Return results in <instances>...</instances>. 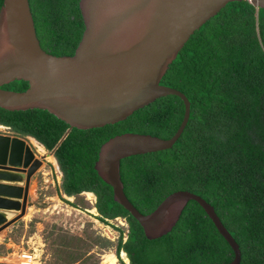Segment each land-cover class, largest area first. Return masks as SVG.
I'll list each match as a JSON object with an SVG mask.
<instances>
[{"label":"trees","instance_id":"obj_1","mask_svg":"<svg viewBox=\"0 0 264 264\" xmlns=\"http://www.w3.org/2000/svg\"><path fill=\"white\" fill-rule=\"evenodd\" d=\"M78 2L28 0L43 51L73 55L84 30ZM160 83L188 99V122L170 149L120 161L125 196L148 214L171 193L191 192L213 206L239 247L240 264H264V9L248 1L226 4L188 39ZM27 86L11 81L1 88L23 92ZM183 114L178 97L162 96L95 129L69 128L39 109L0 108V125L53 151L62 173L59 190L67 197L92 193L101 223L126 219L128 235L123 240L119 233L115 246L118 259L124 252L129 264H228L232 249L196 202H188L168 235L147 240L94 170L110 137L130 132L169 139Z\"/></svg>","mask_w":264,"mask_h":264},{"label":"water","instance_id":"obj_2","mask_svg":"<svg viewBox=\"0 0 264 264\" xmlns=\"http://www.w3.org/2000/svg\"><path fill=\"white\" fill-rule=\"evenodd\" d=\"M241 1L264 9V0H79L84 30L73 55L64 56L41 49L28 0H2L0 108L45 110L69 128L89 130L121 122L159 97H178L184 114L174 136L130 132L112 136L100 146L94 170L147 240L168 235L188 202L194 201L232 249L234 258L228 264H240L239 247L210 203L180 190L142 214L124 194L120 161L168 150L182 136L190 103L160 80L202 24L226 4ZM11 81H25L28 88L23 92L1 88ZM41 160L24 140L0 135V232L24 215L29 182Z\"/></svg>","mask_w":264,"mask_h":264},{"label":"rangeland","instance_id":"obj_3","mask_svg":"<svg viewBox=\"0 0 264 264\" xmlns=\"http://www.w3.org/2000/svg\"><path fill=\"white\" fill-rule=\"evenodd\" d=\"M3 131L0 127V132ZM36 149L39 151L37 146ZM50 152L46 153L51 156ZM53 164L55 171L45 159L32 176L29 213L9 232L10 239L0 245V256L30 250L35 252L40 264H105L104 257L115 255L119 233L126 239L127 223L120 218L108 219L107 225L101 223L94 208L95 196L89 198L86 193L65 196L58 187L62 173L58 164ZM69 204H76L78 208ZM122 255L120 252L119 259L129 264L124 259L125 253ZM115 257L116 264H121Z\"/></svg>","mask_w":264,"mask_h":264},{"label":"crops","instance_id":"obj_4","mask_svg":"<svg viewBox=\"0 0 264 264\" xmlns=\"http://www.w3.org/2000/svg\"><path fill=\"white\" fill-rule=\"evenodd\" d=\"M0 127L1 128H3L5 131H3V132H0V135H3V136H5V135H10V137H16V138H20V139H22V140H24L25 141V143L30 147V149L34 152V154H35V158H37V159H42L41 161H42V163H44V161H45V159H46V163H51L52 165H53V169H54V171H55V167H54V164H53V162L55 163L56 162V159L53 157V154L50 156L54 161L53 162H51L50 160H47V158H46V156L48 155L46 152H47V150H45V148L43 147V146H41L40 144H38L34 139H32V138H30V137H24V136H21V135H18V134H16L15 132H13V130L10 128V127H8V126H1L0 125ZM31 140H33L34 142H36L35 144H33V142H31ZM36 146H37V148H38V146H41V148H42V151L40 152V151H37L36 152ZM49 152V151H48ZM57 163V162H56ZM31 180H32V177H31V179H30V182H31ZM30 182H29V186H28V197H27V203H26V208H25V217L28 215V213H29V192H30V186H31V184H30ZM18 214H19V212H17V213H13V215H12V217L14 218V217H16V216H18ZM20 220H22V217L21 218H19L18 220H16L15 222H12V223H10L5 229H3L1 232H0V245L1 244H4V242L7 240V239H10V238H8L7 236L9 235V232L13 229V228H15L16 226H17V224L19 223V221ZM7 237V238H6ZM9 253L10 252H8V254L6 255V256H0V262H3V263H6V264H13L11 261H9L8 259H6V258H8V255H9ZM38 264H40V263H38Z\"/></svg>","mask_w":264,"mask_h":264},{"label":"built area","instance_id":"obj_5","mask_svg":"<svg viewBox=\"0 0 264 264\" xmlns=\"http://www.w3.org/2000/svg\"><path fill=\"white\" fill-rule=\"evenodd\" d=\"M7 259L13 264H38L35 252L30 250L11 253V256H8Z\"/></svg>","mask_w":264,"mask_h":264},{"label":"bare ground","instance_id":"obj_6","mask_svg":"<svg viewBox=\"0 0 264 264\" xmlns=\"http://www.w3.org/2000/svg\"><path fill=\"white\" fill-rule=\"evenodd\" d=\"M41 146H42V145H41ZM41 146H38L39 151H42ZM46 157H48V160H50L51 162L54 161L49 155H47ZM53 163H54V162H53ZM86 195H87L89 198H91V197L94 196L92 193H86ZM122 256L124 257V252H123V255H122ZM124 259H125V261L127 260L126 257H125ZM104 261H105V262H104L105 264H116V257H115V255H113V254H109V255H107L106 257H104ZM117 261H118V260H117Z\"/></svg>","mask_w":264,"mask_h":264},{"label":"flooded vegetation","instance_id":"obj_7","mask_svg":"<svg viewBox=\"0 0 264 264\" xmlns=\"http://www.w3.org/2000/svg\"><path fill=\"white\" fill-rule=\"evenodd\" d=\"M24 137H30V136L26 135V136H24ZM30 138L34 139V140L38 143V141H37L34 137H30ZM38 144H40V143H38ZM40 145H42V144H40ZM42 146H43V145H42ZM43 147H44V146H43ZM116 218L123 219V220L127 223V221H126L125 218H122V217H116ZM127 225H128V224H127Z\"/></svg>","mask_w":264,"mask_h":264}]
</instances>
